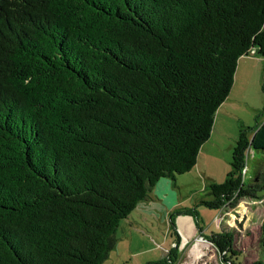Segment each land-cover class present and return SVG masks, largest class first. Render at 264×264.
Instances as JSON below:
<instances>
[{
	"label": "trees",
	"instance_id": "16d2710c",
	"mask_svg": "<svg viewBox=\"0 0 264 264\" xmlns=\"http://www.w3.org/2000/svg\"><path fill=\"white\" fill-rule=\"evenodd\" d=\"M249 51L264 59V0H0V264H102L156 182L195 165ZM229 164L205 206L258 197L264 120ZM205 238L238 263L232 231Z\"/></svg>",
	"mask_w": 264,
	"mask_h": 264
},
{
	"label": "rangeland",
	"instance_id": "374dc122",
	"mask_svg": "<svg viewBox=\"0 0 264 264\" xmlns=\"http://www.w3.org/2000/svg\"><path fill=\"white\" fill-rule=\"evenodd\" d=\"M245 114L249 115V112ZM260 114L261 111L254 113L252 123L247 124H254ZM208 143L213 144V150L202 147L207 155L204 157V168L215 179L205 180L202 174L193 177L191 173L195 172L189 171L169 177L172 181L176 180L172 183L174 196H169L176 204L170 208L166 205L170 214L159 219L153 212H146L149 215L146 216L140 214L139 208L133 210L131 215L143 220L144 227H140L143 234L139 235L136 229L120 222L115 234L121 239L116 241L115 248L102 264H225L205 238L212 232L220 231V227L234 234L235 247L240 250L237 264H250L258 258H264V250L258 243L259 225L264 219V188L258 197L241 198L230 207L216 209L200 202L201 199L209 198L206 187L210 183L208 180L221 182L230 169V141L226 144L210 140ZM255 157L257 155L248 158L247 178L253 172ZM169 216L173 223L171 226Z\"/></svg>",
	"mask_w": 264,
	"mask_h": 264
},
{
	"label": "crops",
	"instance_id": "0c3cea01",
	"mask_svg": "<svg viewBox=\"0 0 264 264\" xmlns=\"http://www.w3.org/2000/svg\"><path fill=\"white\" fill-rule=\"evenodd\" d=\"M260 111L261 114L257 118V120H255V123L247 124L252 123V115ZM245 112H249V115L245 114ZM263 120L264 59L256 53L249 52L247 54L239 56L230 91L224 101L216 109L209 138L207 142L203 143L201 148L206 146V150H213V144L208 143L210 140L216 142L221 141L226 144L227 141H230L232 151L234 142L241 126L245 125L254 127L255 125H259ZM203 149L204 148L199 150L196 163L189 170V172H195V174L191 173L193 177L202 174L205 180L207 178L214 180L215 178L213 177L215 176L213 174H210L207 169L204 168V157H207V155L203 151ZM211 180L208 181L211 183L213 182ZM175 182L176 180L172 181L167 176L161 177L156 182L157 186H153L148 198L137 203L136 207L133 210L139 208V211L142 212L140 214H145L146 216H149L148 214H146V212H153L156 216L159 217V219H163L166 215L168 216V214H170V211L166 208V205L168 208H170L173 204H176V202H172V198H169V196H174V194L172 193V183L174 184ZM133 210L127 215L126 218L122 219L120 222H122L124 226L126 225L129 228L136 229L139 235H142L143 231L140 227H144L143 220L141 218H136V215L132 216L131 214ZM168 219L171 226L170 216L168 217ZM120 239L121 238H117V240Z\"/></svg>",
	"mask_w": 264,
	"mask_h": 264
},
{
	"label": "built area",
	"instance_id": "2783aa9c",
	"mask_svg": "<svg viewBox=\"0 0 264 264\" xmlns=\"http://www.w3.org/2000/svg\"><path fill=\"white\" fill-rule=\"evenodd\" d=\"M249 52H251V53H252V51H249ZM249 52H248V53H249Z\"/></svg>",
	"mask_w": 264,
	"mask_h": 264
}]
</instances>
